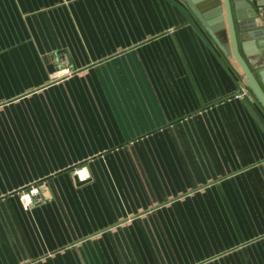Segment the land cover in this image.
I'll return each instance as SVG.
<instances>
[{
    "label": "crops",
    "instance_id": "0c3cea01",
    "mask_svg": "<svg viewBox=\"0 0 264 264\" xmlns=\"http://www.w3.org/2000/svg\"><path fill=\"white\" fill-rule=\"evenodd\" d=\"M223 64L167 0H0V264H264V127Z\"/></svg>",
    "mask_w": 264,
    "mask_h": 264
},
{
    "label": "water",
    "instance_id": "95a60500",
    "mask_svg": "<svg viewBox=\"0 0 264 264\" xmlns=\"http://www.w3.org/2000/svg\"><path fill=\"white\" fill-rule=\"evenodd\" d=\"M167 1L184 16L221 65L223 59L236 63L244 79L242 88L236 83L238 95L264 127L253 104L256 102L264 113V0Z\"/></svg>",
    "mask_w": 264,
    "mask_h": 264
},
{
    "label": "built area",
    "instance_id": "2783aa9c",
    "mask_svg": "<svg viewBox=\"0 0 264 264\" xmlns=\"http://www.w3.org/2000/svg\"><path fill=\"white\" fill-rule=\"evenodd\" d=\"M30 193L31 194H36L37 193V190L36 189H32L31 191H30ZM23 197H25V205H28V204H30V202H29V197H27V195L26 196H23ZM27 197V198H26ZM26 199H27V201H26Z\"/></svg>",
    "mask_w": 264,
    "mask_h": 264
}]
</instances>
